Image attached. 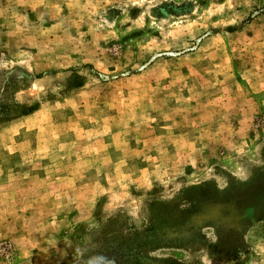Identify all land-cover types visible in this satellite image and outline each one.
Returning <instances> with one entry per match:
<instances>
[{
  "label": "rangeland",
  "instance_id": "obj_1",
  "mask_svg": "<svg viewBox=\"0 0 264 264\" xmlns=\"http://www.w3.org/2000/svg\"><path fill=\"white\" fill-rule=\"evenodd\" d=\"M0 264H264V0H0Z\"/></svg>",
  "mask_w": 264,
  "mask_h": 264
}]
</instances>
